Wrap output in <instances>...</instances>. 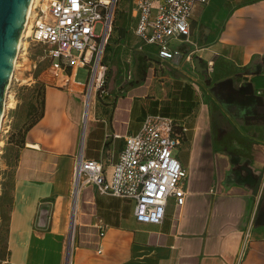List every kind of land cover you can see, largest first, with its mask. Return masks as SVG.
Segmentation results:
<instances>
[{"label":"crops","instance_id":"obj_1","mask_svg":"<svg viewBox=\"0 0 264 264\" xmlns=\"http://www.w3.org/2000/svg\"><path fill=\"white\" fill-rule=\"evenodd\" d=\"M129 9L119 27L134 42L132 60L107 112L83 124L79 68L44 84L41 113L15 145L0 264H264V224L255 222L264 209V0L195 6L192 43L176 42L194 51L192 63L157 59L130 30ZM195 57L205 71H196ZM149 113L186 129L175 150L186 170L182 204L171 197L161 223H140L132 201L83 182L73 209L80 150L108 173L124 137Z\"/></svg>","mask_w":264,"mask_h":264},{"label":"built area","instance_id":"obj_2","mask_svg":"<svg viewBox=\"0 0 264 264\" xmlns=\"http://www.w3.org/2000/svg\"><path fill=\"white\" fill-rule=\"evenodd\" d=\"M111 0H48L47 5L33 1L27 18L32 41L45 46L51 68L57 76L66 68H88V91L102 85L96 74L104 73L100 59L111 32L113 8ZM132 24L130 30L144 45L154 48L161 61L182 58L193 62V50L183 53L176 42L192 43L190 18L197 5L208 0H129ZM102 22L101 34L94 33L95 24ZM77 50L76 54L72 50ZM22 44L19 54L23 52ZM19 54L16 59H19ZM92 60V64H91ZM212 61H207L208 67ZM90 65V67H89ZM16 80L15 70L11 81ZM3 123V122H2ZM3 125V124H2ZM185 127L167 116L146 114L139 129L124 137L116 160L103 162L85 158L80 150L73 169V189L81 183L95 185L100 194L126 198L133 203L137 222L159 224L165 216V204L173 197L182 204V182L186 170L175 155L184 139ZM4 128L1 127V133ZM49 217V215H48ZM48 219V218H47ZM247 238V235H245Z\"/></svg>","mask_w":264,"mask_h":264},{"label":"rangeland","instance_id":"obj_3","mask_svg":"<svg viewBox=\"0 0 264 264\" xmlns=\"http://www.w3.org/2000/svg\"><path fill=\"white\" fill-rule=\"evenodd\" d=\"M36 2L42 3V7H45L48 0H36ZM128 5L129 0H111L110 2L114 14L111 32L106 39L100 59L101 66L105 67L101 87L94 88L88 95V68L80 67L77 72V80L85 81V86L75 84V89L80 91L75 99L79 105L77 110L83 124L109 110L114 87L116 84L122 83L128 68V59L132 60L134 42L131 35L123 32L119 27V18L128 11ZM102 28V22L96 23L94 33L101 34ZM23 46L24 50L19 54V59L16 62V80L11 81L9 86L7 84V108L2 125L4 128L2 139H5L7 147L3 156L0 155V261L5 257L4 241L11 202L13 161L16 157L15 145H20L24 130L41 113L44 84L46 82L48 84L62 82L60 74L56 79L57 76L51 68V58L45 46L32 41L27 35L23 38ZM72 53L76 54L77 50L73 49ZM64 81L65 77L63 76V83ZM87 95L88 106L86 107ZM84 113H86L85 118ZM73 234L72 222L69 233L70 241Z\"/></svg>","mask_w":264,"mask_h":264},{"label":"water","instance_id":"obj_4","mask_svg":"<svg viewBox=\"0 0 264 264\" xmlns=\"http://www.w3.org/2000/svg\"><path fill=\"white\" fill-rule=\"evenodd\" d=\"M31 0H0V123L3 118V105L5 92L13 63L16 58L18 40ZM195 69L205 71L199 58H194ZM44 223L47 221L48 212L44 214ZM255 222L264 224V209L257 212Z\"/></svg>","mask_w":264,"mask_h":264},{"label":"bare ground","instance_id":"obj_5","mask_svg":"<svg viewBox=\"0 0 264 264\" xmlns=\"http://www.w3.org/2000/svg\"><path fill=\"white\" fill-rule=\"evenodd\" d=\"M33 1H34V0H31V1H30L29 9H28L27 16H26V19H25V22H24V26H23V29H22V31H21V34H20V37H19V40H18V47H17L16 57L18 56L19 51H20V48H21V46H22V44H23V38H24V36L28 34V30H26V28H27V18H28V16H29L30 9H31V5H32ZM16 62H17V59L15 58L14 63H13V70H12L11 75H10V78H9L8 86H9V84H10V82H11L12 74L14 73V70H15V68H16ZM101 76H102V73H101V71H99V72L96 74V78H95V82H96V83H99V82H100V80H101ZM8 86H7V88H6V92H5V99H4V105H3V118H4V116H5L6 108H7V92H8ZM91 90H93V88H91V89L88 91V95H89V93H90ZM88 95H87V97H86V103H85V104H86V105H85L86 107L88 106ZM85 117H86V113H84V118H85ZM3 118H2L1 123H0V133H1V127H2V124H3V123H2V122H3ZM75 205H76V193H75L74 196H73V209H75V207H74ZM72 222H73V221H72Z\"/></svg>","mask_w":264,"mask_h":264},{"label":"trees","instance_id":"obj_6","mask_svg":"<svg viewBox=\"0 0 264 264\" xmlns=\"http://www.w3.org/2000/svg\"><path fill=\"white\" fill-rule=\"evenodd\" d=\"M202 74H204V73H202Z\"/></svg>","mask_w":264,"mask_h":264}]
</instances>
